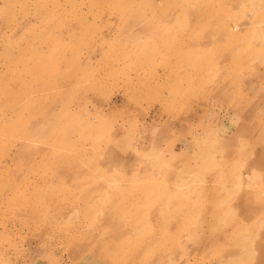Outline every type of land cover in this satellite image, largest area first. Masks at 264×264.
Returning <instances> with one entry per match:
<instances>
[{"label":"rangeland","instance_id":"1","mask_svg":"<svg viewBox=\"0 0 264 264\" xmlns=\"http://www.w3.org/2000/svg\"><path fill=\"white\" fill-rule=\"evenodd\" d=\"M0 264H264V0H0Z\"/></svg>","mask_w":264,"mask_h":264},{"label":"bare ground","instance_id":"2","mask_svg":"<svg viewBox=\"0 0 264 264\" xmlns=\"http://www.w3.org/2000/svg\"><path fill=\"white\" fill-rule=\"evenodd\" d=\"M235 27H236V24H235V25L233 24V25L231 26V28H232L231 30H234ZM137 82H138V81H137ZM260 191H261V190H260ZM261 193H262V192H261Z\"/></svg>","mask_w":264,"mask_h":264}]
</instances>
